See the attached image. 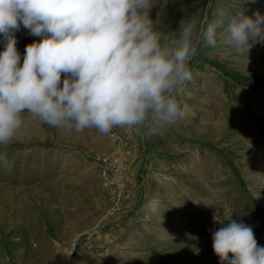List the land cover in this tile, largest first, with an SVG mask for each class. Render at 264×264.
Instances as JSON below:
<instances>
[{
  "label": "rangeland",
  "instance_id": "374dc122",
  "mask_svg": "<svg viewBox=\"0 0 264 264\" xmlns=\"http://www.w3.org/2000/svg\"><path fill=\"white\" fill-rule=\"evenodd\" d=\"M154 2L164 35L218 12L264 17V0ZM14 35L21 59L40 39L23 26ZM189 66L184 115L150 118L151 130L77 133L22 113L0 145V264H218L210 234L231 218L264 246V42L240 52L201 43ZM99 155L119 185L104 182Z\"/></svg>",
  "mask_w": 264,
  "mask_h": 264
},
{
  "label": "clouds",
  "instance_id": "9594fccd",
  "mask_svg": "<svg viewBox=\"0 0 264 264\" xmlns=\"http://www.w3.org/2000/svg\"><path fill=\"white\" fill-rule=\"evenodd\" d=\"M154 4L0 0V145L15 138L22 113L77 133L151 130L150 118L175 122L184 115L177 91L191 79L189 61L201 43L240 52L264 42V17L257 12L254 18L218 12L198 28L181 20L177 33L164 35L149 16ZM21 26L40 37L25 45L22 59L14 35ZM210 239L218 264H264V246L243 221L228 219Z\"/></svg>",
  "mask_w": 264,
  "mask_h": 264
},
{
  "label": "built area",
  "instance_id": "2783aa9c",
  "mask_svg": "<svg viewBox=\"0 0 264 264\" xmlns=\"http://www.w3.org/2000/svg\"><path fill=\"white\" fill-rule=\"evenodd\" d=\"M98 160L100 162V175L104 182L112 187L116 184L119 185L118 182L121 183L122 180H118L115 176V174L118 173L117 170L111 166L113 160L104 155H99Z\"/></svg>",
  "mask_w": 264,
  "mask_h": 264
}]
</instances>
